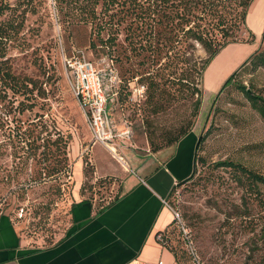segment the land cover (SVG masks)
Here are the masks:
<instances>
[{
  "label": "rangeland",
  "instance_id": "1",
  "mask_svg": "<svg viewBox=\"0 0 264 264\" xmlns=\"http://www.w3.org/2000/svg\"><path fill=\"white\" fill-rule=\"evenodd\" d=\"M131 2L116 5L117 24L101 33V39L115 41L108 48L100 45L91 23L80 22L89 7L85 1L0 0V215L10 216L33 249L50 247L66 235L75 197L90 200L99 210L120 195L121 178L102 170L96 158L123 167L120 156L168 147L192 118L195 98L172 81L161 82L158 97L165 110L152 112L147 97L156 94L155 83L168 73L177 76L181 64L165 52L159 58L154 53L158 60L152 62L149 52L131 49L126 36L135 28L143 37L147 29L145 15L141 10L134 14ZM246 26L255 41L231 44H253L251 53L226 46L202 74V105L191 129L206 139L192 175L176 182L165 199L192 229L190 239L202 264H264V186L257 193L239 166L217 165L230 160L264 173V104L240 88L244 85L264 98V68L241 69L253 53L264 49V0L251 3ZM240 32L241 38H250L244 26ZM81 55L104 68L108 78L111 57L119 69L122 81L112 88L117 94L109 103L114 131L106 143H94L69 85L67 60ZM196 56L203 60L207 53L198 46ZM5 70L18 78L17 92L7 86L12 81ZM147 79L154 83L149 90ZM22 83L27 86L19 88ZM168 231L182 263L194 264L175 224Z\"/></svg>",
  "mask_w": 264,
  "mask_h": 264
},
{
  "label": "crops",
  "instance_id": "2",
  "mask_svg": "<svg viewBox=\"0 0 264 264\" xmlns=\"http://www.w3.org/2000/svg\"><path fill=\"white\" fill-rule=\"evenodd\" d=\"M252 45L227 47L243 48L248 55ZM199 136L192 131L157 152H128L127 158L120 156L123 167L96 158L102 170L115 171L121 178L119 199L97 212L90 200L75 197L74 224L61 244L33 249L10 216L0 215V264H178L158 240L174 219L163 200L176 182L192 175Z\"/></svg>",
  "mask_w": 264,
  "mask_h": 264
},
{
  "label": "trees",
  "instance_id": "3",
  "mask_svg": "<svg viewBox=\"0 0 264 264\" xmlns=\"http://www.w3.org/2000/svg\"><path fill=\"white\" fill-rule=\"evenodd\" d=\"M56 1H85L89 6L84 9V16L80 19V22L91 23L94 29V32L100 38L103 30L107 26L115 27L117 22H114V17L117 14L115 11L116 5H119L120 2L123 4L127 1H132L131 3L134 6V14L141 10V14L145 15L146 22H143L147 25V29L143 37L142 33L136 31L135 28L126 36V40H129V45L132 50H143L147 51L150 54L148 56V61L156 62L162 53L165 52V55L168 58L174 55L178 63L181 64V70L177 76L172 77V73L162 75L159 82H156V94L147 100L152 107V112L157 114L162 112L164 106L161 103L158 95L162 93L161 82L167 84L168 82H177L180 86L188 88V92L192 98H195L193 101V111L192 118L189 121H185L182 125L177 136L167 142V146H172L179 143L185 136L192 132V125L194 119L198 116L203 99V90L199 87L200 80L202 79V74L206 70L210 62L216 57V55L226 46L231 43L245 42L253 43L256 39L255 33L246 26V17L248 14V9L251 3L254 0H56ZM93 5V7H92ZM101 5L102 9L100 12L95 10L94 6ZM139 8L137 9V7ZM114 10V11H113ZM112 12V13H110ZM244 26L250 36L249 39L241 38V30ZM145 40V42L143 41ZM1 41V39H0ZM100 45L106 46L108 48H113L115 41L107 39H99ZM94 47H97L96 43H92ZM201 46L207 53V58L199 60L196 56L197 47ZM141 51V53L143 52ZM157 53L158 58L152 57L153 54ZM3 57L2 51L0 50V58ZM0 59V69L1 61ZM113 66L116 68L119 74V69L115 65V58L111 57ZM144 64L146 60L144 59ZM177 63V64H178ZM247 66H252L253 69L259 67L264 68V49L258 50L253 53L249 59L241 66V69L246 68ZM238 71L234 72L228 81L224 84L223 87L230 84L233 79V76L237 74ZM6 78L12 83H7L9 88H14V92H17L19 89H16L18 86V78L11 73L9 70L4 72ZM159 75V73H157ZM150 73L148 76H151ZM144 78V77H143ZM147 78V77H146ZM154 79V78H152ZM148 90L151 85L154 83L149 81ZM120 82L118 86H120ZM34 81H30L32 83ZM35 85V84H34ZM25 83L19 84V88L26 87ZM119 88V87H118ZM240 88L245 92V94L252 100L257 101L261 100L264 104V98L260 95L252 93V91L244 85H240ZM158 92V93H157ZM205 135L199 136V141L196 147L195 161L197 160V152L201 144L205 141ZM163 149L161 146H154L152 152H157ZM218 166H239L242 171L247 173V178L249 179V188L254 187L256 192L260 191V185L264 186V173H260L240 164L230 161L223 160L217 162ZM181 184V183H180ZM120 196V195H119ZM119 196L112 202L103 206L97 212L103 211L105 208L110 206L116 200L119 199ZM75 201V200H74ZM72 202L70 209L71 217V227L61 239H59L55 244H61L65 239L70 235L72 226L74 224V214L73 209L75 207V202ZM91 202V201H90ZM261 207L264 208V197L260 201ZM175 224V227L178 232V238L182 247L187 254V256L192 260L194 264H202L201 257L198 254L197 249L196 254L194 255L189 247L187 239L185 238L182 229L177 222L174 220L170 225ZM188 229L190 230V236L192 235V229L187 223H185ZM169 225V226H170ZM163 235V241L161 244L168 247L174 254L176 262L178 264H183L181 260V255L178 253L177 248L171 246L172 235L168 231V228L164 231H161ZM261 234H264V227L262 228ZM193 239V235H192ZM51 245V246H53ZM44 248V247H43ZM47 248V247H45Z\"/></svg>",
  "mask_w": 264,
  "mask_h": 264
},
{
  "label": "built area",
  "instance_id": "4",
  "mask_svg": "<svg viewBox=\"0 0 264 264\" xmlns=\"http://www.w3.org/2000/svg\"><path fill=\"white\" fill-rule=\"evenodd\" d=\"M108 67L109 78L106 77L107 73L104 68L98 67L94 61L88 59L85 55L67 60L69 72L67 77L72 93L94 135L95 141L102 143H106L105 140L113 135L114 124L109 103L114 100L110 96L117 94L112 88L115 89L120 82L118 71L113 66L112 61L111 64H108ZM106 80H111V84H107ZM163 202L172 211L174 220H177L187 239L190 251L195 255L196 250L190 239L189 229L183 223L179 212L172 208L165 199ZM158 240L160 243L163 241L161 232L158 234Z\"/></svg>",
  "mask_w": 264,
  "mask_h": 264
},
{
  "label": "water",
  "instance_id": "5",
  "mask_svg": "<svg viewBox=\"0 0 264 264\" xmlns=\"http://www.w3.org/2000/svg\"><path fill=\"white\" fill-rule=\"evenodd\" d=\"M186 180L182 181V182H185Z\"/></svg>",
  "mask_w": 264,
  "mask_h": 264
}]
</instances>
